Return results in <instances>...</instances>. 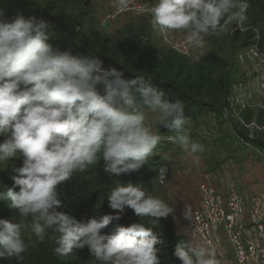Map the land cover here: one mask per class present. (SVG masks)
Masks as SVG:
<instances>
[{
    "label": "clouds",
    "instance_id": "clouds-1",
    "mask_svg": "<svg viewBox=\"0 0 264 264\" xmlns=\"http://www.w3.org/2000/svg\"><path fill=\"white\" fill-rule=\"evenodd\" d=\"M111 6L126 11L128 0H111ZM249 8V0H149L139 11L150 16L154 31L181 32L185 45L202 54L206 37L246 31ZM48 27L42 18H4L0 12V165L23 157L13 170L12 186L0 190V200L10 201L24 221L0 219V259L22 264L23 232L29 230L42 243L51 230L58 234L57 257L87 246L99 264H160L154 229L159 218L174 211L164 200L141 184L117 183L108 194V206L117 215L78 220L57 210L63 207L57 186L101 161L104 171L116 176L139 171L163 138L159 126L174 133L167 139L184 152H202L185 130V106L170 102L139 76L127 79L116 68L105 69L95 56L54 48L47 43ZM249 55L264 53L252 47ZM193 59L199 61L200 55ZM148 113L154 114L151 121ZM165 177L162 169L161 183ZM125 209L150 218L149 226L133 223L101 234ZM183 217L191 219L190 207ZM173 255L181 264H219L207 243L182 240Z\"/></svg>",
    "mask_w": 264,
    "mask_h": 264
},
{
    "label": "rangeland",
    "instance_id": "rangeland-1",
    "mask_svg": "<svg viewBox=\"0 0 264 264\" xmlns=\"http://www.w3.org/2000/svg\"><path fill=\"white\" fill-rule=\"evenodd\" d=\"M128 1L140 4L149 2V0ZM76 2L73 3V5H70L72 2L66 5L65 15L70 18L76 17L74 33L82 41H88L90 43L94 42L97 46L104 44L109 48H112L117 41L124 39L134 38L141 43H145L146 40H149L154 48L158 49L165 55L173 56L175 62L182 60L187 66H195L198 64V61H194L193 59L195 56L200 55L201 58L209 53H213L223 61L225 68L217 70L211 64H208L206 65L205 70L212 73L215 72V77L227 74L226 85L228 88V96L226 102L229 104L230 101H238L239 104L244 103L246 106L247 103L256 110H264V98L257 92L255 87L257 81V72L255 71H257L259 67L253 68L255 61L252 58L247 59L249 56V50L252 47H256L259 52L264 53V19L259 20V18H256L252 21H247L246 31L237 28L235 31L230 30L228 34L220 37L208 36L206 37L207 47L203 50L202 54L198 50L190 49V55L185 56L176 52L171 46L163 41L164 39L168 43L169 40L174 41L180 39L183 41V33L169 31L168 33H165L166 37L164 34L154 31L150 24V16L147 14L135 17L132 11L119 13V9L111 6V0H76ZM151 2L154 3L155 0H151ZM15 3L17 2L5 3L1 8L3 16H5L4 12H6V9L13 8ZM19 6L25 10L30 9L27 2H21L19 3ZM41 18L50 25V21L47 20L48 18L46 15L42 14V11L40 10V19ZM262 57L264 58V55H262ZM112 60L117 62L120 61L116 56H112ZM162 71L163 73H169L171 76L175 74V79L179 78L178 81L185 82V75L181 74L178 76L179 71L177 68L172 71L167 69ZM200 101L208 102L210 100L203 99ZM147 116L148 120L151 121L154 114L148 113ZM238 119L241 120L242 118ZM238 119L226 106V108H220L219 112L216 114L205 113L195 121L188 122L186 124V131L192 141L203 146V152H206V147L208 150L211 149L213 151L211 145L215 139L213 138L215 135L212 134L216 131L215 129H227L234 132L239 131L244 133L249 140L261 139L260 141H262V139H264L263 127H257L258 130L253 128V132L250 133L247 125L249 124L248 119L243 117V122H239ZM257 131L263 132H260L259 136H256ZM2 139L3 138L0 137V140ZM242 140H238V145L235 147L236 149H239L240 147L245 148L246 146L251 147L249 143ZM167 145L168 147H173V145H175L176 149L179 148L183 153H186L179 147V145L170 141H168ZM168 147L165 149V152L155 151L153 153V157L160 159L164 163V166L158 170L157 176L152 182L153 195L161 198L173 208V214L169 215L166 219L169 222L172 231L179 235L187 233L185 219L183 217L185 206L190 207V209L198 206L199 185L197 186L196 181H194L195 185L193 183L185 186L179 184V182L185 180L188 174H178L176 170L167 168L168 164L170 162L172 163L175 159V155L169 153V151L171 152L172 150ZM255 150L256 149L254 148L252 149L253 154H255L256 157L261 158L260 161H262L264 159V151L257 149L256 151H259V153H256ZM263 165L264 161H262L261 166ZM21 166L22 163L20 158L11 159L7 165H0V190L3 189L1 184L2 176L6 173L15 175L16 173L13 170ZM162 169L165 170L166 176L164 183H161L159 179ZM177 175L179 176V179H177ZM188 179L191 181V178ZM186 181L188 180L186 179ZM259 194L264 195V193ZM257 195L258 194L253 195L251 198ZM251 198L249 200H251ZM193 199H195V201H193ZM249 200L244 201L249 202ZM0 201H2V205L0 206V219H7L14 223L24 222L23 218L19 217L18 211L10 208L7 201ZM57 210L64 212L62 208ZM57 235L58 234L49 230L44 242L37 243L35 236L29 230H25L23 232V238L26 244V251L22 254L24 256V264H99L96 258L89 252L87 246L82 249H74L73 253L66 258L55 256L53 254V248L56 246L55 238ZM223 246L224 248H227L226 244H223Z\"/></svg>",
    "mask_w": 264,
    "mask_h": 264
},
{
    "label": "trees",
    "instance_id": "trees-1",
    "mask_svg": "<svg viewBox=\"0 0 264 264\" xmlns=\"http://www.w3.org/2000/svg\"><path fill=\"white\" fill-rule=\"evenodd\" d=\"M14 1L17 3L13 8L6 9V12L3 11L4 18L22 14L25 18L37 17L40 19L41 10L42 14L46 15L47 20L50 21L46 31L47 43L62 51H70L74 56H95L103 62L102 66L105 69L116 68L122 71L127 79H136L139 76L145 82H150L157 91L164 92L170 102L179 100L184 104V117L188 119L187 123L195 121L205 113L216 114L220 108H226L227 106V74L215 77V72L205 70L208 64H211L217 70L225 68L223 61L213 53L201 57L197 65L187 66L182 60L175 62L173 56L165 55L154 48L149 40L141 43L134 38H129L117 41L112 48L104 44L97 46L94 42H84L79 39L74 33L76 17L70 18L65 15L66 5L70 2H72L70 5H73L76 0H0V12L5 3ZM21 2H27L30 9L20 8L19 3ZM249 2L248 21L256 18H259V20L264 19V0H249ZM18 8L20 9L17 10ZM112 56H116L120 61H113ZM175 68L179 71L178 76L185 75L184 83L178 81L179 78L175 79V74L171 76L169 73H163L162 71L166 69L172 71ZM203 99L210 101H200ZM186 124L185 130H187ZM159 132L163 138L154 149V152H165V149L170 145H167L169 141L167 137L174 133L163 126H159ZM242 139L249 143L252 148L264 151L263 141L249 140L246 135ZM256 153H259V151H256ZM19 158L22 161L23 157ZM163 166L164 163L152 155L139 171L116 176L105 172L103 161H101L83 173H74L71 179L57 186V192L63 204L62 209L65 214L78 220L98 219L106 214L117 215V211L110 209L108 206V194L115 185L117 183L126 185L129 182L141 184L146 191L153 195L152 182L155 180L158 170ZM12 176L13 174L9 173L2 176L3 189L12 186ZM14 191H19V188L17 187ZM5 201L10 204V201ZM1 205L2 201H0ZM120 215L121 218L118 221H112L105 229L101 230V234H110L116 226L127 227L133 223H143L149 226L150 218L138 217L131 209H125L124 213ZM154 231L159 241L155 247L159 249L157 255L160 264H181L173 253L177 243L186 240L184 234H175L166 218H159ZM24 262L23 259L22 264ZM0 264H18V262L15 258H9L0 259Z\"/></svg>",
    "mask_w": 264,
    "mask_h": 264
},
{
    "label": "crops",
    "instance_id": "crops-1",
    "mask_svg": "<svg viewBox=\"0 0 264 264\" xmlns=\"http://www.w3.org/2000/svg\"><path fill=\"white\" fill-rule=\"evenodd\" d=\"M227 108L235 114L237 119H243V117L248 119L249 124L247 125L250 133L253 132V128H256V130H258L257 127L264 128V110H256L247 103L245 106L244 103L239 104L238 101H230L229 104L227 103ZM242 119H238V121L243 122ZM215 130L212 134L215 137L211 135L215 138L211 145L214 152L211 149L208 150L207 147L205 148L206 152L202 151L196 154L183 153L179 148L176 149L175 145L171 148L172 151H169V153L174 154L175 159L168 164L167 168L176 170L178 174H188L185 180L179 182V184L185 186L194 184V181H196L198 186L204 182L221 193H225L233 187L237 189L245 201H248L253 195L264 193V165L261 166L264 159L260 161L261 158L253 154V148L251 147L246 146V149L244 147L235 148L238 145V140L245 134L227 129ZM260 132L263 131H257L256 136H259ZM262 141L264 142V139ZM188 178H191V181ZM177 179H179V176ZM236 228L243 236L254 238L260 235L264 236V221L260 227L261 231H258L257 226L250 220L248 208L243 211ZM182 234H184L186 240L200 243L187 233ZM214 252L219 264L234 263L233 253L230 249L223 246L219 251Z\"/></svg>",
    "mask_w": 264,
    "mask_h": 264
},
{
    "label": "built area",
    "instance_id": "built-area-1",
    "mask_svg": "<svg viewBox=\"0 0 264 264\" xmlns=\"http://www.w3.org/2000/svg\"><path fill=\"white\" fill-rule=\"evenodd\" d=\"M140 5L128 1V9L118 12L132 11L135 17H140L145 14L139 11ZM163 41L179 54L190 55V49L184 40H169V43L165 39ZM250 58L255 61L253 68L259 67L255 71L257 72L255 87L264 98V58L262 55L258 57L249 55L247 59ZM198 191V206L191 209V219L185 220L187 234L200 243H207L214 251H219L223 244H226L233 253L234 264H264V236L255 238L243 236L236 228L243 211L248 208L250 220L257 226L258 231H261L260 227L264 221V195L258 194L249 202H245L233 187L221 193L204 182L199 185Z\"/></svg>",
    "mask_w": 264,
    "mask_h": 264
}]
</instances>
